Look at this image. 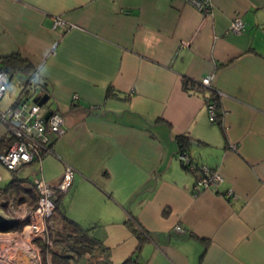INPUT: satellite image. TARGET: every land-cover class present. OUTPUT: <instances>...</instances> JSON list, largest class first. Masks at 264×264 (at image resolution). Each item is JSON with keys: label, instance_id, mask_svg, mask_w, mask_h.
I'll list each match as a JSON object with an SVG mask.
<instances>
[{"label": "crops", "instance_id": "1", "mask_svg": "<svg viewBox=\"0 0 264 264\" xmlns=\"http://www.w3.org/2000/svg\"><path fill=\"white\" fill-rule=\"evenodd\" d=\"M211 4L203 14L184 0H0V67L17 55L29 64L12 72L24 74L19 91L7 75L0 111L38 92L48 96L41 113L64 118L50 153L22 175L0 171V198H15L19 220L35 205L32 181L55 187L71 167L61 209L95 244L69 264H264V0ZM236 17L239 32L229 29ZM209 75L219 123L208 119L209 91L184 87ZM178 136L222 175L217 187L194 190ZM12 142L0 125V154ZM49 225L52 236L62 224Z\"/></svg>", "mask_w": 264, "mask_h": 264}, {"label": "built area", "instance_id": "2", "mask_svg": "<svg viewBox=\"0 0 264 264\" xmlns=\"http://www.w3.org/2000/svg\"><path fill=\"white\" fill-rule=\"evenodd\" d=\"M192 5L197 11L203 14L212 11L211 0H184ZM62 26L63 21L55 18L53 26ZM243 24L236 17L231 20L229 29L239 32ZM212 75L201 78L198 86L208 90L209 93L204 95V102L208 112V119L211 123L216 122L218 112L219 92L211 86ZM9 84L7 74L0 70V99L6 92ZM33 98L19 100L15 106L4 111H0V125L7 128L13 138V143L6 152L0 154V163L13 171L23 165L30 164L34 159L50 153L51 149L47 145L50 136H60L63 133L64 118L58 111H50L47 119L41 113V107L32 101ZM177 159L181 165L189 172L195 175L194 190L196 192L217 187L223 177L217 170H212L206 165L194 162L186 151H179ZM73 170L67 167L64 171L61 182L53 187L42 180L32 181V189L36 194V204L21 219L22 229L20 234L6 235L0 234V264H19L17 260L18 243L25 244L28 242V255L26 264H41L42 250L44 246L52 249V243L48 240L47 229L48 219L53 214L55 200L61 193H65L70 184ZM7 214L11 216L14 213L15 198L4 199ZM176 230H180L177 226ZM59 252V250H58ZM39 254V255H38Z\"/></svg>", "mask_w": 264, "mask_h": 264}, {"label": "trees", "instance_id": "3", "mask_svg": "<svg viewBox=\"0 0 264 264\" xmlns=\"http://www.w3.org/2000/svg\"><path fill=\"white\" fill-rule=\"evenodd\" d=\"M15 57H17V60L19 61L16 66H14L13 64L16 61V58H13V56L7 57L6 59L2 61L3 65L2 67H0V69L4 71L7 75L12 74L13 71L25 72L29 68L28 62L25 61L21 56L17 55ZM184 87L185 89L194 87V88L204 90L198 86L197 81H191V80H185ZM27 92H29V90L25 87L22 90V93H27ZM217 108H218L217 117H216L217 120L215 123H219L220 118L222 117L220 106L218 105ZM176 142L178 146V152L182 150L186 151V147L188 146L190 139L187 136H178L176 138ZM61 194L57 196L55 200V208H54L53 214L47 221L48 240L52 242L54 246L58 247L59 252L51 251L49 250V248L44 246V253L46 254L49 252L51 254V260L54 261V264H58V262L60 264H63V263L69 264L70 260L78 256L80 252L82 251L90 252L95 242L89 236L88 230L82 229L78 224H76L75 222L71 221L70 219L64 216L63 210L61 209L62 207L60 205ZM33 195L35 197V204H36V194L34 193V191H33ZM52 218H58L59 220H61L62 225L58 226L57 228H54L53 230L54 232L52 233V236H50L49 230L51 226L49 225V221L52 220ZM127 224L136 233L137 237L141 239L140 229H135V227H132L133 226L132 224L134 223L130 224L127 222ZM21 227H22V224H20L19 222H15L9 225L8 230L17 231V230H20ZM122 264H140V263L138 262L136 257L132 256V257H129L127 260H125Z\"/></svg>", "mask_w": 264, "mask_h": 264}, {"label": "rangeland", "instance_id": "4", "mask_svg": "<svg viewBox=\"0 0 264 264\" xmlns=\"http://www.w3.org/2000/svg\"><path fill=\"white\" fill-rule=\"evenodd\" d=\"M8 76H10L11 77V82H10V89H12V90H14L13 92H15V91H19L20 90V87H21V83H22V81H23V79H24V74H22V73H20V72H14L13 74H8ZM16 89V90H15ZM30 91H33V88H30ZM37 94H38V92H36L34 95L35 96H37ZM35 96H32V98H34ZM4 105H5V103H6V101H5V99L3 100V102H2ZM45 107L46 106H42V110H44L45 109ZM41 110V111H42ZM13 143V142H12ZM24 166V165H23ZM17 169H19L18 170V174H20V175H22V170L24 169V167H19V168H17ZM21 170V171H20ZM0 171H2V172H5L7 175L8 174H10V172L11 171H9L7 168H6V166L5 165H3L2 163H0ZM14 194V192L11 190L10 191V193L9 194ZM5 198H0V205L2 206V204H3V201H5L4 200ZM0 206V209L1 208H3L4 210H5V207H1ZM12 217V218H11ZM5 218V217H4ZM11 218V220H14V223H15V221H17V222H19L20 224H22V221H21V219H19V220H17V218H15V217H13V216H10V217H7L6 219L8 220V219H10ZM1 230V229H0ZM21 231H24V230H20L19 232H18V234H20L21 233ZM52 243V242H51ZM28 248H29V244H28V242L27 243H25V244H20V243H18V247H17V252H20V254H21V256H24L25 255V257H27L26 255H28ZM49 250H51V251H55V252H58V247H56V246H54L53 244H52V249H49ZM50 254V253H49ZM39 255V254H38ZM50 258H51V255H50ZM51 260V259H50ZM41 264H47L46 263V261H45V257H44V255H43V257H42V259H41ZM48 264H50V262L48 263ZM51 264H53V263H51Z\"/></svg>", "mask_w": 264, "mask_h": 264}, {"label": "water", "instance_id": "5", "mask_svg": "<svg viewBox=\"0 0 264 264\" xmlns=\"http://www.w3.org/2000/svg\"><path fill=\"white\" fill-rule=\"evenodd\" d=\"M48 100V96L47 95H43V96H35L32 101L34 103H36L38 106L42 107ZM50 115V111H47L44 114V118L47 119ZM9 226V222L6 218H4L2 215H0V229L2 231H5L8 229Z\"/></svg>", "mask_w": 264, "mask_h": 264}]
</instances>
